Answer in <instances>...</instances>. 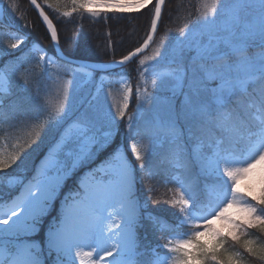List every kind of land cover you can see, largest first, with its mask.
<instances>
[{
  "label": "snow or ice",
  "instance_id": "obj_1",
  "mask_svg": "<svg viewBox=\"0 0 264 264\" xmlns=\"http://www.w3.org/2000/svg\"><path fill=\"white\" fill-rule=\"evenodd\" d=\"M30 3L57 51L52 56L33 43L15 62L0 67V175L14 165L25 171L31 165L32 172L30 178L5 176L7 187L19 192L9 200L0 198V264H45L53 255L51 264H245L226 245H239L264 261V245L244 238L249 229L264 232V0H202L191 25L184 24L170 44L162 39L151 55L138 60L144 84L135 88L138 109L152 104L160 88L172 92L171 100H181L178 108L170 100L143 130H135L134 117L128 116L133 160L119 146L111 147V130L101 131L97 97L85 98L82 110H74V81L88 65L73 67L58 50L60 36L45 7L38 0ZM43 3L59 11L50 0ZM70 3L62 16L86 12L107 22L115 18L110 13L140 11L153 0ZM165 5L166 0H155L138 47L97 68L107 72L149 49ZM10 7L19 10L15 3ZM107 35L114 54L111 32ZM8 36V47L23 52L28 35L10 31ZM30 53L38 54L35 63L24 67ZM68 74L72 80L63 78ZM118 82L122 102L103 117L109 127L125 118L133 99L131 80ZM21 133L27 137L23 142ZM46 139L43 158L35 163L32 154ZM157 144L165 149L163 162L173 167L170 182L177 187L169 189V199L148 195L142 204L137 177L155 179L152 148ZM84 168L89 171L79 178L77 190L64 195L56 209L65 182ZM241 180L252 182L247 190ZM145 190L154 188L145 185ZM149 203L174 209L175 219L149 214L152 226L168 235L147 249L150 259L145 261L137 229Z\"/></svg>",
  "mask_w": 264,
  "mask_h": 264
},
{
  "label": "trees",
  "instance_id": "obj_2",
  "mask_svg": "<svg viewBox=\"0 0 264 264\" xmlns=\"http://www.w3.org/2000/svg\"><path fill=\"white\" fill-rule=\"evenodd\" d=\"M1 1L3 3V12H0V36L8 34L10 31H17L20 34L28 35V41L25 46L22 47L23 52L25 50L28 51L33 43L43 45L51 53L55 52L53 41L50 39L46 26L42 23L41 18L32 7L29 0ZM39 1L43 7H45V10L56 25L60 36V45L64 53L73 58L96 62H107L120 59L123 55H126L128 51L138 47L146 38L152 8L155 3V0H153L152 5H149L147 8L140 11L132 10L128 13H110V17L115 16V18H109L107 22H105L103 16L100 18H93L86 12H77L71 17H65L61 15L64 10L56 7L59 11H54L45 6L43 0ZM199 1L200 0H166L157 38L159 36L170 34L174 29L181 27L195 18L198 12L197 9L199 8ZM13 3L18 5V11H14L10 7ZM109 32H111L110 39L113 44L114 54L113 49L108 47L109 37L107 33ZM23 52L20 50L16 54L5 57L1 64H5V61H7L8 58L13 59L12 61H14L15 58L22 55ZM138 59L139 57L127 65L114 71L107 72V74L109 76H114L118 72L124 71L130 77H134L135 64ZM94 75L98 76L101 75V73L94 72ZM13 88H16L17 90L19 89V85L16 83V78L13 80ZM20 95L23 97L24 94L20 93ZM121 135L122 130L120 129L116 138L112 141L111 147H116L120 144L127 147V144H125L127 140H121ZM26 138L27 137L23 133L19 134L21 142ZM47 144L48 140L46 139L44 144L39 148H36L35 152L32 154V161L38 163ZM33 147L35 148L36 146L34 145ZM9 151H11V148H9ZM29 151H31V149ZM104 155L105 154L101 155V159H103ZM30 169L31 165H29V171H25L23 167L17 168V166L14 165L13 168L8 169L5 174L0 175V195L7 196L13 192V189L7 187L5 176L31 173ZM87 170L89 169H78L73 178L65 182V185L61 190L60 199L56 201V209L59 208L60 201L63 199L64 195L77 190L79 178H81ZM161 216L166 218L163 215ZM138 235L142 246L141 251L146 253L141 259L147 261L150 259V253L147 252V249L155 247L157 243L164 242L168 233L157 231L152 226L149 219L144 218L142 219L141 227L138 229ZM251 236L258 238V242L264 240V232H261L259 228L252 229ZM226 247L229 248L230 252H239L243 255V260L248 264H264V261H261L259 257L249 255L240 248L239 245H236L235 247L226 245Z\"/></svg>",
  "mask_w": 264,
  "mask_h": 264
},
{
  "label": "rangeland",
  "instance_id": "obj_3",
  "mask_svg": "<svg viewBox=\"0 0 264 264\" xmlns=\"http://www.w3.org/2000/svg\"><path fill=\"white\" fill-rule=\"evenodd\" d=\"M50 2L53 4V8L59 7V9L64 10V11L71 10V7H72L70 0H60L59 3H57L56 0H50ZM201 4H202V0L199 1V8L201 7ZM0 12L1 13L3 12V3L1 0H0ZM197 15H198V12L195 18H193L191 21L185 24L191 25L196 20ZM179 28L174 29V31H172L170 34L166 36H159L155 40V42L152 44L150 49L146 53H144L140 58L151 55L156 50L157 46L160 44L162 39H164L165 46L170 44L174 40V38L178 35ZM14 32H17V31H14ZM9 43H11V40L8 34L0 36V67H3V65L5 64H11L15 62L19 57L24 55V53L28 52L25 50L22 53V55L17 56L14 61H12L13 59L8 58L7 61H5L6 63L2 65L1 62L5 57L16 54L18 51L21 50V49H16V50L10 49L8 47ZM35 44H38L40 47L47 50L43 45L39 43H35ZM32 45L33 44H31L30 48L32 47ZM23 46L25 45H22L21 48ZM160 51L163 52L164 49L161 48ZM49 54L54 56V54L51 52H49ZM36 55L38 54L30 53L26 57L24 67H29L30 65H33L35 63ZM138 60H137V63L135 64V76L134 77H130L124 71L118 72L114 76H108V75L95 76L93 73H91L90 76H86L85 72L82 71L76 77L74 81V85L76 87V93H75V97L73 100L74 110L75 109L82 110L81 103L83 102L85 98L91 99L92 97H97L98 102H99V111H100V115L102 118L101 131L104 132V131L111 130L113 132V139H112L113 141L116 138L117 134L119 133L120 129L122 130V135L120 136V139L127 140L125 143L127 144V147H125L123 144H120L119 147L121 148L122 151L128 152L129 160H133L134 158L132 157L131 152L128 149V136L130 135L128 132V128H127L128 116L134 117L133 123L135 125V130H143L144 128H146L148 125L151 124V122L156 117L157 113L161 111L172 98V92L168 90L167 88H160L153 92V89L149 82L147 87L150 92H153V96L155 97V100L152 104L144 106L142 110L138 109L137 107L138 102L135 96V88L137 85L141 87L144 86L143 80L141 79L139 72L137 71L138 66H139ZM161 66L163 67V65ZM81 76H83L84 78L81 79L80 78ZM121 77H123L124 79L131 80L133 89H134L133 99H132V103L129 106L130 109L128 108L129 110L127 111V115L125 116V118L123 120H119L118 123L109 127L108 121L103 119V117L109 111L110 106H112L113 104H119L122 102V85L121 83L118 82L121 79ZM63 78L66 80H72L73 76L71 74H68L67 76H64ZM144 79H148L150 81L151 77L148 74H145ZM180 100H181V97L177 96L175 100H171V103L175 107L178 108ZM152 151H153V159L157 164V166L153 168V172L156 174L155 179L148 180L145 177L143 180H141L139 176L137 177V184H136L135 191L137 193L138 199L140 200L142 204L146 202L148 195H151L153 198L160 199L161 201L169 199L173 195V192L169 191V189L174 190L177 187L175 183L170 182L173 176L175 175L173 167L170 164H165L163 162L165 149L157 144V145H153ZM42 158L43 157H41V159ZM88 171L89 170H87L85 174ZM21 175L27 178H30L32 175V172L26 173V174L22 173ZM200 179H201V182H204L205 180L203 176H201ZM208 182L209 183L211 182L210 178ZM251 183L252 182L249 180H241L240 182L241 188L247 190ZM145 185L153 187L154 191L152 193H147L145 190ZM18 192H19L18 187L13 188V192L11 194L7 196L0 195V198L4 200H9L11 199V197L16 196ZM153 213H159L163 216H166V218L169 221H172L175 219V210L169 208L167 205L163 203L159 205H152L150 203L147 204L145 210L143 211V218H148L149 214H153ZM140 226H141V223H140ZM251 230L252 229L248 230V235L244 238L254 241V244L257 247L264 245V240H261V242H258L257 240L258 238H254L253 236H251ZM137 236L139 238L138 233H137ZM139 243H140V238H139ZM162 251L163 250H161V252ZM241 256L243 257V255ZM54 258H55L54 255L51 258H46L45 264H51V260ZM244 262L245 264H248L245 260Z\"/></svg>",
  "mask_w": 264,
  "mask_h": 264
},
{
  "label": "water",
  "instance_id": "obj_4",
  "mask_svg": "<svg viewBox=\"0 0 264 264\" xmlns=\"http://www.w3.org/2000/svg\"><path fill=\"white\" fill-rule=\"evenodd\" d=\"M30 1V0H29ZM39 2V1H38ZM40 3V2H39ZM37 11V10H36ZM45 12H46V10H45ZM38 13V12H37ZM47 13V12H46ZM163 16V15H162ZM50 17V16H49ZM54 23V22H53ZM159 27H160V25H159ZM159 27H158V30H159ZM157 33H158V31H157ZM157 35V34H156ZM53 45H54V48H55V54H56V51H57V48H56V46H55V44H54V42H53ZM59 51H62L63 52V50H62V48H61V46H60V44H59V49H58ZM148 50V49H147ZM146 50V51H147ZM145 51V52H146ZM63 54H64V56L65 57H67L70 61H72V63H73V67H77V66H79V65H88V68L87 69H85L83 72H94V71H100L98 68H97V66H99V65H103V64H108V63H110L111 61H109V62H94V61H89V60H82V59H76V58H72V57H69V56H67L64 52H63ZM134 59V58H133ZM119 60V59H118ZM121 66H123V65H121ZM121 66H116V67H114V68H111L110 70H113V69H116V68H118V67H121ZM95 69V70H94ZM109 70V71H110ZM101 72H105V71H101Z\"/></svg>",
  "mask_w": 264,
  "mask_h": 264
}]
</instances>
